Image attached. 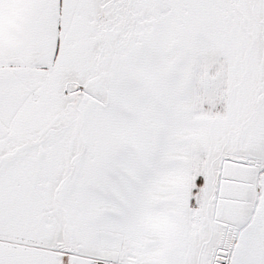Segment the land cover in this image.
<instances>
[{
	"label": "snow or ice",
	"instance_id": "snow-or-ice-1",
	"mask_svg": "<svg viewBox=\"0 0 264 264\" xmlns=\"http://www.w3.org/2000/svg\"><path fill=\"white\" fill-rule=\"evenodd\" d=\"M0 264H264V0H0Z\"/></svg>",
	"mask_w": 264,
	"mask_h": 264
}]
</instances>
